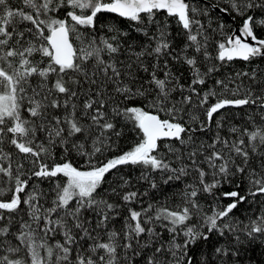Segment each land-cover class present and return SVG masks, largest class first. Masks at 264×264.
<instances>
[{"label": "snow or ice", "instance_id": "snow-or-ice-1", "mask_svg": "<svg viewBox=\"0 0 264 264\" xmlns=\"http://www.w3.org/2000/svg\"><path fill=\"white\" fill-rule=\"evenodd\" d=\"M213 12L242 23L213 28ZM104 13L139 39L115 26L95 34ZM258 59L264 0H0V264H237L264 239V115L238 126L225 110L264 113V70L218 74ZM129 124L139 139L114 154ZM57 149L63 161L47 163ZM126 166L147 189L108 181ZM234 182L222 193L231 202L215 203ZM177 184L174 206L152 195ZM242 204L259 209L247 222L234 217ZM213 234L223 243L196 262Z\"/></svg>", "mask_w": 264, "mask_h": 264}, {"label": "trees", "instance_id": "trees-1", "mask_svg": "<svg viewBox=\"0 0 264 264\" xmlns=\"http://www.w3.org/2000/svg\"><path fill=\"white\" fill-rule=\"evenodd\" d=\"M203 2L204 3L220 2V0H203ZM202 6H203V4H202ZM221 6H223V4H221ZM164 16H165V14L161 13L158 18L162 20V19H164ZM217 18L223 20L224 24L227 27H230L233 29V23L225 21L223 19V17L218 12H213L209 18L212 21L213 28L216 27ZM234 22L237 25L242 23V21L239 18H237ZM205 23L207 24L208 21L205 20ZM101 25H103L104 27L101 28ZM109 26H115L116 28H119L121 31L129 32L130 36H133V37H136L137 39H139L138 34H136L133 31V29L135 28V25L132 22L125 20V19H122V18H119V17L115 16L114 14H108V13H104V14L100 15V18L97 22V28H96L95 34H97V35L107 34V28ZM170 30L172 31V34L174 37V46L177 49V51H179L183 47V44H184L183 35L182 34L178 35V33L181 32V29L176 25L175 21H170ZM80 31L84 32V29H81ZM89 31H91V30H89ZM85 35H87V33H85ZM213 35L215 36L216 39L220 38L218 33H213ZM72 39L76 43V46L79 47V42L76 41L75 36H73ZM212 51H213V55H215V49L214 48L212 49ZM121 58H123V57H121ZM149 63H151V61H149ZM162 63H163V61H161V64ZM170 63L174 64V62H171V61H170ZM217 63H219V62H217ZM175 67L179 68L180 65H175ZM255 67H259L260 69L264 70V60L258 59V60H255L254 62L250 63V64L246 63L244 61H241V60H235L231 63L226 64L224 67H222L218 76H222L225 74H234L237 71H250L252 68H255ZM182 74L185 77V80L182 82L186 83L187 77H188V72L186 70V66L182 69ZM142 75H144V74L142 73ZM162 75L163 74L161 73V76ZM214 102H215V100H212V103H214ZM225 112L229 114L230 123L236 124L238 126L243 125L249 116L254 115V118L258 120L260 115H264V113L260 112V110L258 108H250V107L230 108V109H226ZM162 118H166V117H162ZM219 118H220L219 116L216 117V119H219ZM120 123H121V125H123L126 122L121 121ZM226 127H227V125H226ZM131 128H132V126L130 124L124 128V135L119 141H117L116 151L114 154H119L122 151L128 150L135 142L138 141L139 137H138L137 133L133 132L131 130ZM63 159H64V157H63L61 151L59 149H57L55 158L54 159H48L46 162L49 164L60 163L63 161ZM68 159L76 167H83L84 166L83 159L81 157H79L78 155H76L75 153H72V155L69 156ZM140 173H141L140 168L133 167V166H126V167H122L118 173H115L113 175H109L108 181L111 182L114 178H118L119 176H124L125 178L130 177L133 181V185L136 187H139L140 191H144L145 189L148 188V185L144 184L143 182L137 183L138 178L140 176ZM60 179L62 182L65 180V178H63V177H61ZM33 183H35V181H33ZM113 186H115V185H113ZM42 187L45 190H47L49 187V184L47 182H45L42 185ZM104 187L107 188V184ZM181 187H182L181 184H177L175 187L166 186L163 192L157 191L155 193H152V195L156 198V200L158 202L163 203L167 200L170 204H173V206H174V202L171 200V198L174 196V194ZM244 187L245 188L247 187L246 183H245ZM232 190H236L235 182L232 185H228V184L222 185V187L217 191V196H219L220 199L215 201V203H219L222 206H226L228 203H230L231 202L230 200L224 199L222 197V193L226 192V191H232ZM145 199H147V198H145ZM212 203H213L212 198L208 197L207 203L205 204V207H209ZM130 206L139 208V204L130 205ZM258 211H259V209L255 208V207L249 208L248 204H242L237 210H235L234 217L241 220V221L247 222V217L249 215H251L252 212H258ZM122 219H123V217H121L115 221V227H117V228L120 227V225L122 223ZM165 239L166 240L168 239L167 233H165ZM220 243H223V240H221L217 235L213 234L212 238L208 242L201 243L198 246L199 250H197L195 248L193 249V252L195 253L194 260L196 262H198L200 259V255L202 254V252L205 249L207 250L208 255L211 257L212 249L215 246H219ZM138 264H143V262L138 261ZM237 264H264V239H257L256 241H253L251 243H246L240 252V257H239V260L237 261Z\"/></svg>", "mask_w": 264, "mask_h": 264}, {"label": "water", "instance_id": "water-1", "mask_svg": "<svg viewBox=\"0 0 264 264\" xmlns=\"http://www.w3.org/2000/svg\"><path fill=\"white\" fill-rule=\"evenodd\" d=\"M219 14H220V13H219ZM220 15L223 17V19H224L225 21H228V22H232V23H233V29H236V28L239 27L240 24L237 25L235 22H233L230 16L222 15V14H220ZM237 34H238V33H237ZM241 61H242V60H241Z\"/></svg>", "mask_w": 264, "mask_h": 264}]
</instances>
